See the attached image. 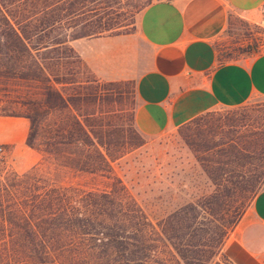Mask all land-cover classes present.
I'll list each match as a JSON object with an SVG mask.
<instances>
[{"label": "rangeland", "instance_id": "374dc122", "mask_svg": "<svg viewBox=\"0 0 264 264\" xmlns=\"http://www.w3.org/2000/svg\"><path fill=\"white\" fill-rule=\"evenodd\" d=\"M141 11L134 19L130 16L128 25L120 31L97 37L134 33ZM88 38L92 37L69 38L66 42L80 59L55 60L53 70L61 82L53 81L52 87L44 76L33 80L8 76V70L0 72V119L31 115L38 125L35 143L40 148L27 144L29 118L23 117L28 120V133L21 144L4 141L3 134L15 128L2 122L0 172L23 174L41 163L39 174L46 177L54 173L55 162L63 163L69 167L63 168L59 178L63 175L68 183L80 184L85 190L111 193L118 202L113 209L108 202L107 213L112 212L111 218L127 225V237L123 240L128 252L123 253L121 247L110 264H185L175 249L177 244L189 245L194 264H233L224 246L235 226L234 214L240 211L243 215L263 186L264 176L260 181L257 176L264 172V155L251 154L244 165L221 166L220 160L225 159V148L232 144L264 147V96H256L240 106L219 107L194 121L199 123L146 136L135 123L140 63L128 56H100L108 49L122 47V41L114 45L84 41ZM216 48L220 61L262 53L264 28L239 18L232 20L217 40ZM84 57L92 58V64ZM4 62H8L7 54L1 55L0 63ZM46 62L48 65L52 61ZM76 122L85 126L95 142L101 138L106 143L105 148L100 147L105 161H99L96 147L91 144H60L56 160L44 151L49 149V137L65 136L70 128L75 129ZM77 154L90 164L86 167L89 171H77L74 167L72 159ZM224 169L231 174L222 177ZM92 170L95 172L91 173ZM240 172L246 175L248 183H237L239 176L230 178ZM253 184L258 187L256 194L251 191ZM186 224L192 227L186 228ZM195 251H200V255H194Z\"/></svg>", "mask_w": 264, "mask_h": 264}, {"label": "trees", "instance_id": "16d2710c", "mask_svg": "<svg viewBox=\"0 0 264 264\" xmlns=\"http://www.w3.org/2000/svg\"><path fill=\"white\" fill-rule=\"evenodd\" d=\"M151 3L152 0H0V59L2 54L8 55V62L0 63V72L8 70V76L22 79L38 80L44 76L52 87L53 81L61 82L53 63L63 58L80 59L66 43L69 38L118 32L128 25L130 16L136 18L137 12ZM47 60L52 62L47 65ZM58 94L69 106L63 95ZM210 113L212 111L189 123H199L194 121ZM18 116L30 119L27 144L40 149L35 143L39 132L33 117ZM73 128L65 136L49 137L46 140L49 149L44 151L54 155L56 160L60 144H91L96 147L99 161H105L100 147L106 143L101 138L95 142V137L81 122H76ZM250 147H240L238 143L230 145L225 148L227 154L220 165H244L252 155H264V147ZM243 151L250 153L243 155ZM231 152L233 156H229ZM72 161L77 171H89L88 162H84L80 154ZM55 163L54 173L46 177L39 174L41 163L23 174L0 172V264H93L95 259L96 264L106 261L110 264L121 247L123 253L128 252L123 240L127 237V225L123 220L111 218L112 212L107 213L108 202L113 209L118 202L116 198L109 192L85 190L80 184H70L63 175L59 178L63 168L69 165ZM224 170L222 177L231 174ZM237 176L241 177L237 183H248L241 172L230 178ZM263 176L264 172L257 180ZM253 185L251 191L256 194L258 187ZM241 216L240 211L236 212L232 222L236 224ZM185 227L191 228L192 224ZM187 246L177 244L175 249L185 264H194ZM194 255H200V251H195Z\"/></svg>", "mask_w": 264, "mask_h": 264}, {"label": "crops", "instance_id": "0c3cea01", "mask_svg": "<svg viewBox=\"0 0 264 264\" xmlns=\"http://www.w3.org/2000/svg\"><path fill=\"white\" fill-rule=\"evenodd\" d=\"M238 18L260 25L264 0H155L140 12L134 33L84 41L124 42L100 56H128L140 63L135 123L142 134L157 136L219 107L264 96V52L219 59L216 42ZM84 59L92 64V58ZM2 122L15 128L3 134L6 143L26 139V118ZM224 252L233 264H264V183L231 230Z\"/></svg>", "mask_w": 264, "mask_h": 264}, {"label": "built area", "instance_id": "2783aa9c", "mask_svg": "<svg viewBox=\"0 0 264 264\" xmlns=\"http://www.w3.org/2000/svg\"><path fill=\"white\" fill-rule=\"evenodd\" d=\"M260 25L264 28V18L262 19Z\"/></svg>", "mask_w": 264, "mask_h": 264}]
</instances>
